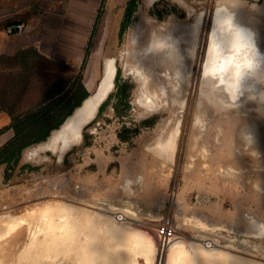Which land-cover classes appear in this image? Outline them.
Listing matches in <instances>:
<instances>
[{
    "label": "rangeland",
    "instance_id": "obj_1",
    "mask_svg": "<svg viewBox=\"0 0 264 264\" xmlns=\"http://www.w3.org/2000/svg\"><path fill=\"white\" fill-rule=\"evenodd\" d=\"M97 1L95 17L80 20L94 25L100 12L84 70V54L64 60L35 49L46 16L62 13L73 22L75 13L93 11ZM222 5L235 27L251 29L257 51L264 54V0H139L122 40V10L112 9L111 0H0V28L5 29L0 34V120L42 104L48 93H71L81 72L92 94L109 58L121 68L132 104L126 109L114 97L88 124L82 144L62 161L49 150L29 159L26 152L33 146L26 148L9 178L5 173L0 214H20L50 200L77 201L123 212L120 221L134 215L135 226L157 243L156 264H165L177 239L187 246L188 239L219 242L227 252L264 263V78L253 86L247 68L240 76L245 83L234 94L224 69L206 70L215 12ZM17 22L31 30L12 36L8 27ZM154 42L165 45L148 53ZM142 91L153 105L141 101ZM147 120L151 125L144 124ZM175 132L174 157L155 152L161 146L168 153ZM166 222L176 226L174 238L158 234ZM41 235L25 223L0 239V264H71L69 258L54 262L33 247Z\"/></svg>",
    "mask_w": 264,
    "mask_h": 264
},
{
    "label": "bare ground",
    "instance_id": "obj_2",
    "mask_svg": "<svg viewBox=\"0 0 264 264\" xmlns=\"http://www.w3.org/2000/svg\"><path fill=\"white\" fill-rule=\"evenodd\" d=\"M232 20L233 15L227 6L222 5L216 10L205 68L213 71L224 69L227 79L232 82L231 86L228 84L229 90L234 93L238 87L244 85L245 81L240 76L245 74L247 68L251 69L250 84L258 86L263 80L264 54L257 51L251 29L235 27ZM164 45L154 42L146 50L151 53L160 50ZM217 59L221 63L214 65L213 61ZM244 61L246 67L240 66ZM116 74V60L109 58L100 91L96 95L92 93L46 141L32 145L27 150L26 157L33 159L41 151L49 150L62 161L71 149L82 144L86 127L99 113L102 96L107 90L115 88ZM140 74L143 79V73ZM141 101L153 105L152 98L145 91H142ZM176 136L177 132L167 144L170 148L168 153L161 146L155 152L166 154L172 159L174 148L171 145ZM112 210L118 213L117 210ZM112 210L95 208L77 201L50 200L20 214H0V239L28 223L35 235L42 233L36 237L32 246L41 248L43 255L54 262L69 258L71 264H156L158 246L154 238L135 226V221H131L137 220L134 215L127 214L125 217L130 220L120 221ZM259 227L263 229L262 224ZM188 241L189 246L185 244V240H174L169 245L165 264H261L225 251L219 242L209 245L201 244L202 239ZM140 258L145 262L141 263Z\"/></svg>",
    "mask_w": 264,
    "mask_h": 264
},
{
    "label": "trees",
    "instance_id": "obj_3",
    "mask_svg": "<svg viewBox=\"0 0 264 264\" xmlns=\"http://www.w3.org/2000/svg\"><path fill=\"white\" fill-rule=\"evenodd\" d=\"M138 7L139 0L128 1L125 14L120 25V40L123 39L126 31L133 23ZM99 19L100 12L96 18L95 25H97ZM95 36L96 27L94 26L91 39L84 56L82 64L83 70L92 54ZM82 76L83 72H81L79 77L76 79L71 93H68L65 96L62 95L63 90H57L50 94L48 93L42 104L29 109L26 112L18 114L9 112V115L12 119L11 124L2 131L13 129L15 135L3 148L0 149V165H7V178L10 176L8 175V172L11 167L19 164L22 152L26 148L46 141L50 137L52 131L59 129L66 119L74 113L76 108L80 107L84 100H86L91 95L90 91L82 81ZM115 88L116 91L112 92L107 100H105L100 106L98 116L103 115L114 97H117L119 102L124 103L126 109L131 108V88H129L123 82L121 68H118L117 70L115 77ZM96 121L97 119H95L93 123ZM151 122V120H147L144 122V124L151 125ZM135 131L138 132V129ZM121 137L122 139H127L126 136L121 135ZM27 167L31 166L24 165L22 168Z\"/></svg>",
    "mask_w": 264,
    "mask_h": 264
},
{
    "label": "crops",
    "instance_id": "obj_4",
    "mask_svg": "<svg viewBox=\"0 0 264 264\" xmlns=\"http://www.w3.org/2000/svg\"><path fill=\"white\" fill-rule=\"evenodd\" d=\"M128 1L129 0H111V4H114L112 9L116 8L115 5L121 7V21L125 14ZM99 4L100 3L97 1L94 5L93 11H90L89 13L86 12V14H83L81 11L80 13H75L73 18L76 19V21L74 20L73 22L67 21L65 14L62 13L46 16L43 20L41 33L38 37L36 45H34L35 49H38L37 51L43 53L44 55L55 56L57 59L78 60L80 56L83 54L85 55L95 25V23L93 25V21L91 23H88L87 21L95 17ZM98 14L99 11L97 16ZM82 19L87 21L84 23L83 21H80ZM3 28H0L1 35H5L3 32L5 29ZM17 35L19 34H12V36ZM11 121V117L0 120V149L3 148L15 135L13 129L2 131L6 127L10 126ZM6 168L7 165H0V207L2 205L1 186L3 181H5Z\"/></svg>",
    "mask_w": 264,
    "mask_h": 264
},
{
    "label": "built area",
    "instance_id": "obj_5",
    "mask_svg": "<svg viewBox=\"0 0 264 264\" xmlns=\"http://www.w3.org/2000/svg\"><path fill=\"white\" fill-rule=\"evenodd\" d=\"M30 30H31V26L26 22H17L8 27L9 34H21V33L28 32ZM77 188H79L80 191L84 190L83 187L81 188V185H79V187ZM116 215L119 219L124 218V214L122 212H118L116 213ZM176 233H177L176 226L168 222L163 223L158 230V234L160 236H164L168 238H174Z\"/></svg>",
    "mask_w": 264,
    "mask_h": 264
},
{
    "label": "water",
    "instance_id": "obj_6",
    "mask_svg": "<svg viewBox=\"0 0 264 264\" xmlns=\"http://www.w3.org/2000/svg\"><path fill=\"white\" fill-rule=\"evenodd\" d=\"M102 82H103V79L98 83V85H97V87H96V89L92 92V93H94L95 95L100 91V88H101V85H102ZM113 90H114V88L111 90V89H109V90H107V92L102 96V103L105 101V100H107V98L109 97V95L113 92ZM88 99V98H87ZM86 99V100H87ZM86 100H84V102H83V104L85 103V101ZM82 104V105H83ZM95 119V118H94ZM93 119V120H94ZM93 121L91 120L90 121V123H92ZM53 132V131H52ZM52 134V133H51Z\"/></svg>",
    "mask_w": 264,
    "mask_h": 264
}]
</instances>
